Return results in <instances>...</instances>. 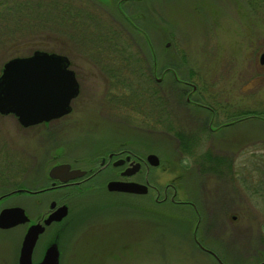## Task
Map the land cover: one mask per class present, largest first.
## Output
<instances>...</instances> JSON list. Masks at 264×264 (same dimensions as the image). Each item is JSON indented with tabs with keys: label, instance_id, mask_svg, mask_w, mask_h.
<instances>
[{
	"label": "rangeland",
	"instance_id": "rangeland-1",
	"mask_svg": "<svg viewBox=\"0 0 264 264\" xmlns=\"http://www.w3.org/2000/svg\"><path fill=\"white\" fill-rule=\"evenodd\" d=\"M103 2L107 3V6L113 3L109 0H0V70L7 59L15 56L24 57L35 49L62 53L67 57L70 54L75 61L74 69L78 74L76 79L80 85L78 96L70 101L68 115L57 120L51 119L47 126L39 124L32 127L34 130L29 131V138L26 141L27 156H30V153L38 156L39 166L43 167V170L39 177L29 176L28 183L34 180L38 185H42L47 181L46 171L55 161L77 157L78 164H82L85 163L82 155L90 154L91 148H100L104 144L111 146L112 143L124 141L130 149L133 148L141 155L148 152L158 154L161 163L144 169L147 171L148 181L159 188L172 182L177 190L175 200L188 199L198 203L197 206L202 209V221L197 228L201 230L197 238L202 240L207 248L217 250L218 242L222 244L229 242L228 235L232 226L226 216L229 212L218 208L217 203L223 202L224 208L227 209L233 196L230 193L231 187L228 181L223 180L218 174L220 171L202 168L201 165L200 170H197L196 165L200 163L197 161L195 163L178 161L176 155L179 153V147L176 148L175 137L182 140L183 127H189L185 124L187 119L182 100H174L171 104L167 103L168 100L166 102L169 110L165 108L164 111L171 112L170 116L167 115L173 122L171 131L138 129L131 125L138 120L149 121L146 118L148 116L138 114L134 109L129 115L125 111L127 110L125 104L120 102L122 98L117 99L120 88L126 83L119 82L117 85L115 80L111 81L106 77L111 72H109L111 66L107 68L102 42L106 41V35L110 42L122 40L125 44L134 39L122 33L120 40L119 37L113 36L114 32L106 29L107 21L113 26L118 24L111 19L109 9ZM153 2L154 12L151 11L149 14L153 18L151 23L154 30L149 34L158 49L156 77H159L161 69L170 63L177 69L179 77L192 79L200 91L209 93V97H206L208 102L212 101L213 91L228 90L231 87L230 91L237 97L235 103L237 106L232 113L239 114L245 108H248L246 109L248 113L264 109V59L262 64L259 63L261 53L264 52V0ZM254 3L255 6L252 7ZM141 7L140 10L146 12L143 6ZM126 8L128 11H136V7L132 5ZM161 29L171 32L172 36L169 34L166 36L165 32L163 35ZM164 36L168 38L167 40L171 38L167 50L169 55H166L163 49L162 42L166 40L162 38ZM132 46L129 45L130 48ZM141 53L142 51H139L142 62ZM110 54L111 50L107 56L109 59L112 58ZM149 63L151 61L145 63L143 58L142 65L148 74ZM128 88L136 91V94L131 95L135 99L141 96V91H155L154 95L159 102L169 98L171 90L167 82L157 83L152 77L147 81L143 76L131 82ZM122 89L126 90L123 87ZM243 96H248L249 99L239 101V97ZM129 100L133 101L132 98ZM137 100L138 103L141 101ZM147 106L148 102L143 101L139 108ZM112 111L122 113H119V116ZM256 119L249 115L226 130L232 137H246V141L237 142L239 145L236 155L241 149L242 155L264 153V142L257 140L253 144L250 143V140L264 139V126L256 123ZM14 121L15 118L10 114L0 116V126L3 128L0 131V144L7 139L5 133L8 128L14 127L12 126ZM204 130L207 131L205 133L209 139L202 142V151L207 148L213 151L210 145L211 131L207 128ZM213 139L215 142L217 138ZM244 143L248 145L244 146ZM14 145L13 150H19L20 154L22 149L18 143L15 142ZM237 159L243 158L238 156ZM185 166L189 171L184 169ZM216 176L222 180L219 181ZM106 177L107 175L103 174L95 184L102 186ZM241 178L233 180L234 185L238 187L237 191L243 189L239 184ZM170 191L167 200L157 202L155 206L151 204L152 198L148 197L155 196L151 189L143 197L130 193L111 195L100 189L93 194L88 192L81 194L80 191L70 190H63L60 193L56 191L55 194H61L62 197L68 196L67 202L71 205L72 216L65 225L63 236H60L59 263L116 264L117 260H120V264H216L210 254L193 247L195 244L193 245L191 235L194 225L197 224L196 214L188 206L173 204V200H169L173 190ZM213 202L217 205L215 204L212 211ZM23 203L30 207L29 201ZM94 208L95 211H92ZM102 208L106 213L103 218L101 216L105 213H101ZM239 208V205L235 207ZM99 213L102 215L93 220ZM116 213L119 217H115ZM243 222L234 223L236 235L240 237L249 232H246L249 227ZM109 231H114L115 236L113 237ZM9 234L10 232L0 233V240L4 241L0 244V264H12L13 261L12 244L16 232L8 236ZM110 237L114 240L109 242ZM45 239L40 243L41 246ZM51 239L53 240L52 237ZM46 241L49 242V237ZM114 241L123 248L119 258L113 251L111 254L108 253L111 250L110 244ZM222 249L228 258L229 246Z\"/></svg>",
	"mask_w": 264,
	"mask_h": 264
},
{
	"label": "flooded vegetation",
	"instance_id": "flooded-vegetation-1",
	"mask_svg": "<svg viewBox=\"0 0 264 264\" xmlns=\"http://www.w3.org/2000/svg\"><path fill=\"white\" fill-rule=\"evenodd\" d=\"M109 1H112L113 3L107 6V3L103 2L104 6L109 9L108 11L110 12L111 19H113L114 23L118 25L113 26L111 25L112 23L107 21L106 29L114 32L113 36L119 37V39L121 37L120 34L124 33L128 34L129 37L134 39V41H127L125 44L121 39V42H110L107 38L108 35H106V41L102 42V47L104 50V58L107 61V68L111 66V69L109 70V72H111L108 73V76L106 77L111 81L115 80L117 85H119V82L126 83L127 86H122L123 88H126V90L124 89V91L121 87L117 97V99L122 98L123 101L120 100V102L124 103L126 109L129 110H125L126 113L131 115V112H134L135 110V112H138V114L148 116L146 118L149 119V121L143 120L142 122H139L138 120L131 123L133 127L138 129H165L171 131L173 122H171L170 118L167 117V115L169 113L171 114V112L164 111L165 108L169 110V108L166 107V102L168 100L167 103L171 104V102L174 100L183 101L181 103H183L185 110L184 114L185 118L187 119V123L185 124H187L189 127L191 126L192 128L183 127L182 140L174 136L175 139H177L176 148L177 146L179 147V153L176 156L178 161L183 163H188L190 161L193 163L196 161L200 162L196 165L197 170H200L201 165L202 168L208 167L215 171L217 170V172L220 171L218 174L223 177V180L228 181L229 187H231L230 193L233 195L231 196V203L228 204L227 209L224 208L225 204L223 202H218L217 204L218 208L229 212L226 215L232 223L230 224L232 226L230 227L231 230L228 235L229 242L227 244L218 242L219 245L217 246V250L213 249L212 247L207 248L202 240L197 238L201 231L199 229L197 230V228L200 221H202V209H200L201 207L199 205L197 206L198 203L188 199H186V201L178 199L175 200L174 196L176 195L177 190L175 189V184L172 182L167 183L163 188H159L157 185H153L150 181H148L147 171L144 169L149 167L151 163L146 160V156L148 154L156 153L148 152L141 155L140 152L135 151L133 148L130 149L124 141L120 143H112L111 146L109 144H104L101 145L100 148H91L90 154L82 155L84 157L82 160L85 161V163L78 164L76 160L78 159L77 157H67L64 160L62 159L61 161H55L52 163L48 170L50 171L51 167L55 164L66 163L69 164V168L71 170L73 168H79L80 171L83 170L81 176L79 175L72 177V179L60 181L58 177H50L48 175V171H46L47 181L42 183V185H38L34 180V182L31 181L28 183L29 176L39 177V173L43 170V167L41 168V166H39L40 160L38 156L31 155V153L30 156H27L28 146L26 141H28L29 138L28 133L29 131L34 130L32 127L39 126V124L47 126L51 119L48 122L44 121L39 122L38 124L34 123L26 126L22 125L13 113L8 112L7 114L0 113V116H7L10 114L15 118L16 121H14L12 125L14 126L13 128L7 129V132L5 133L7 139L5 138L0 144V214L4 208H12L17 206L23 209V214L27 218L23 222L13 223V225L3 228L0 227V233L10 232V234H12L13 232H16V235L14 236L15 240L12 244V264H18L17 257L20 253L19 248L23 242L24 233H26L28 230V226L32 225L33 223H40V225L44 227V230L42 233L38 234L36 242H34L32 247V254H30L32 263L41 260L46 249L45 247L50 242H54L56 247H58L57 264H60V239L66 230L65 225H67L72 216L70 212L71 205H69V202H67L68 196L62 197L61 194H55V192L59 191L60 193L63 190H70L80 191L81 194L85 192L93 194L97 193L99 189L100 191L109 193L111 195L114 193H130L139 197L147 195L151 189L155 192V196L148 197L152 198L150 201L153 206H155L157 202H165L167 200V195L169 194L168 192H171L170 189H172L173 193L169 195V200H173V204L175 203V205L179 203L185 207H190L196 214L195 218L197 220V224L194 225L191 235L193 245L195 244L193 247H195L196 250L206 252L208 255L210 254L216 264H264V153L256 155L247 154V156L241 154V151H243V149H241L236 155L237 145H239L237 142L246 141V137H232L231 133L226 131L234 127V124L244 120L246 117H249V115L253 118L256 117V123L262 124L263 127L264 109L259 111L256 110L254 113L249 111L250 113H248V110H246L248 108L244 107L245 110H241V113H232L235 106H237L235 105L237 97L234 95L233 91H230L231 87L228 90L222 89V91H213V95L211 96L212 101L208 102L206 97H209V93L203 90L200 91L192 82V79L188 80L187 78L179 77L177 75V69L170 63L165 65L161 69L160 76L156 77L158 69L156 64L158 63L159 58L156 53L158 49L155 47L153 38L149 34L151 30H154V25L151 23L153 18L151 17V14H149L151 11L154 12V0H149V2L147 0ZM147 2L148 5H146ZM128 5L136 7V11H128L126 8ZM141 6H143L146 12L140 10V8H142ZM164 30H162L163 35L164 32L166 36L168 34L171 35V32ZM166 36L162 37L163 39L166 38V40L162 42V45L164 47L163 49L165 50V54L169 55L167 50H169L168 46L171 44V38H169L170 40H167L168 38ZM129 45H133L132 48H130ZM110 50L112 51V54L110 55H112L113 59H109L107 57ZM139 51H142L141 55H143L145 63L151 61L148 67L149 74L148 71L146 72V69L143 68V58L141 62ZM67 58L69 62L67 67L71 69L72 72H74V78L77 82L76 77L78 74L74 69L75 61H73L72 55L70 54ZM142 76L144 79H147V81L149 77H152L155 82L157 81V83H160L161 81L167 82L168 87L171 88L169 92V98L165 97L167 99L163 101L161 100L159 102L158 98H156L154 95L156 93L155 91L145 90L141 91V96L137 98L141 99V101L138 103V100L131 96L132 94H136V91H131L132 89H129L128 87L131 82L139 80V77L141 78ZM132 86H134V83ZM171 93L173 95H170ZM131 98L133 101L129 100ZM239 99V101H247L249 97L243 96V98L239 97ZM143 101L145 103L148 102V106L143 108L141 107L140 109L139 105L140 103H143ZM130 103H133V105H130ZM112 112L119 116L122 113L121 111ZM162 115H165V117ZM205 128H207L208 131H211L210 133L212 135V142L210 145L213 148V151L211 148H207V150L205 149L202 151V142H206V140L209 139L206 137L205 132L207 131L204 130ZM2 129L3 128L0 126V131ZM168 135L171 137L170 134ZM213 137L217 138L215 142ZM257 140L264 142V139L261 138L250 140V143L253 144ZM13 142L18 143L20 149H22L20 154H18L19 150H13L14 148L12 146H15ZM247 145L248 144H245L244 146ZM156 156L159 160L158 154H156ZM238 156L243 159L238 160ZM1 163H3V165ZM160 163L161 160H159V163L156 165H159ZM154 166L151 165V167ZM184 169L189 171L187 166H185ZM142 170H144V173ZM103 174H106L107 177L105 178L106 180L103 182L102 186L95 184L96 180L98 178H102ZM240 177H242V181H240L239 184L244 190L242 189V191H239L238 189L237 191L238 187L234 185V181ZM216 178H218L219 181L222 180V178L218 176H216ZM108 181H130L133 183L138 182L142 185L146 184L147 186L145 193H132L127 191L121 192V190L108 189ZM25 201H29L31 209L28 205L23 203ZM215 204L216 203L214 202L211 204L212 211L215 208ZM63 205L66 206V210L62 219L43 223L49 214H51L59 206L62 207ZM238 205L240 208L235 209V207H238ZM95 209L96 208H94L92 211H95ZM101 213H105L103 208L101 209ZM101 213H99L98 216H95L93 220H95L96 217L98 218L101 216ZM11 215L12 216L8 218L10 222L18 219V214L16 212L12 213ZM105 215L106 213L101 217L103 218ZM112 216L114 217V215ZM117 216L119 217L118 213H116L115 217ZM239 221H244L243 224L246 227H249L246 230V232H249L242 234L241 237L236 235V229L234 228V223ZM50 229L52 231H49ZM109 232H111L113 237L115 236L114 231ZM45 233L46 235L44 236ZM10 234L8 236H10ZM47 237H49V242L46 241ZM51 237L53 240H50ZM44 238L46 239L41 246L40 243H42ZM10 239L13 241L11 237ZM112 239L114 240V238L110 237L108 241L110 242ZM7 241L9 240L7 239ZM3 242L4 241L0 240V244ZM228 246L230 249V255L227 258L222 247L228 248ZM110 247L111 250H109L108 253L111 254V251H113L119 258L123 249L121 245L119 243H115L114 241V243L110 244ZM8 250L9 252L11 251L10 248ZM116 264H120V260H117Z\"/></svg>",
	"mask_w": 264,
	"mask_h": 264
},
{
	"label": "water",
	"instance_id": "water-1",
	"mask_svg": "<svg viewBox=\"0 0 264 264\" xmlns=\"http://www.w3.org/2000/svg\"><path fill=\"white\" fill-rule=\"evenodd\" d=\"M263 57L264 52L259 58L260 63H262ZM68 65L67 56L62 53L42 51V49H35L24 57L15 56L7 59L0 71V113L11 112L22 125L26 126L48 122L50 119H57L68 114L71 107L70 100L78 95L79 86L74 78V72L67 67ZM146 160L153 166L159 163L154 153L148 154ZM82 173L83 170L80 171L79 168L71 170L69 164L66 163L55 164L48 171L50 177H58L60 181L81 176ZM107 183L110 190L132 193H145L147 186L130 181H108ZM65 210L66 206H59L45 218L43 223L62 219ZM15 212L18 214V219L10 222L8 218ZM23 212V209L17 206L4 208L0 214V227L25 221L27 218ZM43 230L44 227L40 223L28 226L19 248L18 264H57L58 247L54 242H50L45 247L41 260L32 263L30 259L34 242Z\"/></svg>",
	"mask_w": 264,
	"mask_h": 264
},
{
	"label": "trees",
	"instance_id": "trees-1",
	"mask_svg": "<svg viewBox=\"0 0 264 264\" xmlns=\"http://www.w3.org/2000/svg\"><path fill=\"white\" fill-rule=\"evenodd\" d=\"M254 6H255V3H254V5L252 7H254Z\"/></svg>",
	"mask_w": 264,
	"mask_h": 264
}]
</instances>
